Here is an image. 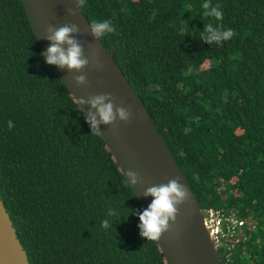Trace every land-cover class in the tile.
<instances>
[{
  "label": "trees",
  "instance_id": "obj_1",
  "mask_svg": "<svg viewBox=\"0 0 264 264\" xmlns=\"http://www.w3.org/2000/svg\"><path fill=\"white\" fill-rule=\"evenodd\" d=\"M210 2L221 21L204 15L205 0L79 8L90 26H116L99 39L202 213L243 221L217 247L219 264H264V0ZM209 22L236 35L204 43ZM41 53L21 1L0 0V199L28 264H166L140 236L143 210L112 154Z\"/></svg>",
  "mask_w": 264,
  "mask_h": 264
},
{
  "label": "water",
  "instance_id": "obj_2",
  "mask_svg": "<svg viewBox=\"0 0 264 264\" xmlns=\"http://www.w3.org/2000/svg\"><path fill=\"white\" fill-rule=\"evenodd\" d=\"M30 28L42 52L50 46L44 38L46 28H58L75 23L80 28L76 39L83 45L89 65L80 72L69 71L50 65L67 91L78 103V98L111 94L117 106L131 112L128 121L117 120L113 124H101L97 132L106 144L120 171L125 177L128 170L138 174L139 183L130 189L142 210L147 209L153 197L144 196L146 188L167 183L173 177L185 186L188 198L178 205L175 221L160 238L156 239L166 264H219L217 247L207 227L203 213L190 191L185 179L174 162L169 150L156 131L143 105L113 59V49L108 50L99 37L92 34L90 24L83 16L75 0H20ZM71 8L74 15H68ZM64 47H67L66 45ZM93 60L100 65L95 67ZM84 74L86 84L77 85L73 76ZM79 105V104H78ZM84 113L90 111L88 104L80 107ZM94 111V110H92ZM126 179V177H125ZM0 264H28L27 256L16 237L12 222L0 199Z\"/></svg>",
  "mask_w": 264,
  "mask_h": 264
},
{
  "label": "clouds",
  "instance_id": "obj_3",
  "mask_svg": "<svg viewBox=\"0 0 264 264\" xmlns=\"http://www.w3.org/2000/svg\"><path fill=\"white\" fill-rule=\"evenodd\" d=\"M84 3L85 0H75L78 8L83 6ZM202 7L205 10V16L212 17L216 21L223 19L220 5H212L210 0H205ZM66 11L68 15H74L71 8L66 9ZM90 29L92 34L97 37L116 32V26L110 19L93 22ZM46 33L47 35L44 38L50 42V46L45 52L41 53L46 64L55 65L58 68L66 67L69 71L75 70L77 72L89 65V59L84 55L83 45L76 39V35L80 33V28L77 24H64L58 28L49 25L46 28ZM235 35L236 33L233 29H225L209 22L203 27L201 40L207 44H222L232 39ZM65 45L67 47H64ZM93 65L100 67L95 60H93ZM72 79L77 85H83L87 82L84 74L73 76ZM114 100L115 98L108 93L93 95L87 99L82 97L77 99L79 107L83 104H88L91 109L84 113L85 121L89 125L91 132H99L98 127L101 124L109 125L117 120L126 122L130 119V110L117 106ZM13 127L12 121L9 120V130ZM125 177L124 183L126 186L137 185L140 182L138 174L132 170H128L125 173ZM143 194L144 196H151L153 199L147 209L137 212L140 221L138 225L140 236L147 240H156L169 229V222L175 221L178 212L177 206L188 198V192L178 178L173 177L167 183L146 188ZM107 215L116 216L118 213L113 209H109ZM102 227L105 229L113 228L112 221L104 219Z\"/></svg>",
  "mask_w": 264,
  "mask_h": 264
},
{
  "label": "built area",
  "instance_id": "obj_4",
  "mask_svg": "<svg viewBox=\"0 0 264 264\" xmlns=\"http://www.w3.org/2000/svg\"><path fill=\"white\" fill-rule=\"evenodd\" d=\"M209 231L212 233L216 247L234 236L242 225V220L237 219L232 214H224L219 210L209 208L203 213ZM226 250L229 247L226 246Z\"/></svg>",
  "mask_w": 264,
  "mask_h": 264
},
{
  "label": "rangeland",
  "instance_id": "obj_5",
  "mask_svg": "<svg viewBox=\"0 0 264 264\" xmlns=\"http://www.w3.org/2000/svg\"><path fill=\"white\" fill-rule=\"evenodd\" d=\"M206 66H207V63H204V64L202 65V67H206ZM239 230H240V228H239ZM239 230H238V231H239ZM238 231H237V232H238Z\"/></svg>",
  "mask_w": 264,
  "mask_h": 264
}]
</instances>
